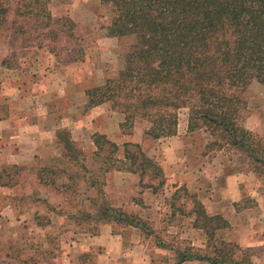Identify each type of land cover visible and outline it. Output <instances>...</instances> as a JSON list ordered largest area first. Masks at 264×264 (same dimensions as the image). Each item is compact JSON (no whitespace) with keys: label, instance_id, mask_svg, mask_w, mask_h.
Masks as SVG:
<instances>
[{"label":"trees","instance_id":"16d2710c","mask_svg":"<svg viewBox=\"0 0 264 264\" xmlns=\"http://www.w3.org/2000/svg\"><path fill=\"white\" fill-rule=\"evenodd\" d=\"M49 1L0 0V28L23 31L22 20L27 19L37 26L40 43L59 42L63 36L74 38V21L66 19L65 27L57 26ZM102 3L111 8L108 34L119 38L132 36L135 40L124 54L123 68L101 85L87 89L85 109L108 102L113 110L124 115L120 123L122 133L131 130L140 118L150 123L145 134L157 140L177 133L178 110L188 108V131L205 128L214 138L212 144L217 150L244 149L250 158V170L264 175V137L240 123L247 86L254 80L264 85V0H102ZM12 17L16 19L9 27ZM26 26L24 33L33 40V29ZM4 109L6 114L0 118L8 116L6 107L0 105V112ZM91 140L94 150L86 154L68 128H59L54 146L61 150L60 155L36 157L33 165L23 168L32 167L36 184L53 190L58 188L56 182L61 175H65L68 181L60 187L65 186L68 191L73 186V199L79 195V179L95 190V195L89 198L94 211L76 204L81 207L79 211L68 213L76 224L86 223L84 233L98 235L101 226L109 224L137 227L149 235L153 231L146 219L115 206L109 199L105 190L107 175L112 171L130 172L140 176L141 186L159 191L166 184L163 167L139 143H124L119 155L120 146L106 134L94 133ZM89 161L97 167H90ZM23 168L16 164L2 167L0 185L17 186ZM70 168L73 172H69ZM146 174L149 180H159L158 183H143ZM181 188L187 190L185 186ZM171 208V217L177 213L190 216L193 227L202 230L207 239L204 247H197L191 242H167L156 236L157 245L175 251V264L188 260L251 264L250 248L224 238L223 231L229 222L222 215H209L198 199L187 213L176 200ZM45 219L38 213L34 218L39 226L45 225ZM179 244L184 247H178Z\"/></svg>","mask_w":264,"mask_h":264},{"label":"rangeland","instance_id":"374dc122","mask_svg":"<svg viewBox=\"0 0 264 264\" xmlns=\"http://www.w3.org/2000/svg\"><path fill=\"white\" fill-rule=\"evenodd\" d=\"M48 3L51 14L58 20L57 26H63L66 19L74 21V38L62 35L59 42L40 43L37 40V26L27 19L22 20L25 22L23 31L0 28V105L7 107L8 116L15 114V126L20 128L30 124V119L40 113L41 117H45L43 120L41 118L40 122L43 121L42 125L46 129V140H55L57 129L49 132L47 129L50 126L68 128L85 153L91 154L94 150L91 136L94 133H102L120 146L119 155L124 143H139L162 167L168 164L170 169L173 167L170 165L171 161L180 159V152L183 151V162L186 164L183 169L192 174L203 173L206 176L203 181L206 188L213 187L215 179L218 178L217 173L223 177L224 169L230 170V167H233L231 171L241 175L242 188L248 192L235 203L236 208H251L245 217V221L251 226L248 229L243 226L236 227V230L225 229L223 236L231 241L238 240L243 244H240L242 247L250 248L248 253L251 254V264H264V175L249 172L250 158L247 152L237 147L214 149V138L205 128L188 131V108L178 110L175 137L180 138L177 139L178 148L174 149L171 139L174 135L157 140L149 138L145 131L150 123L144 119L138 118L131 130L122 133L120 123L124 121V115L113 110L108 102L86 110L87 89L101 85L105 79L115 76L123 68L124 54L135 39L132 36L119 38L108 34L111 8L103 4L102 0H50ZM12 19L9 27L14 24L16 18ZM27 24L29 29H33L30 30L33 40L28 39L24 33L27 31ZM73 57L77 60L71 59ZM38 91L44 95L42 101ZM243 96L241 125L264 137V85L252 81ZM39 102L41 104H38ZM5 114V109L1 110L0 116ZM23 138L24 134H21L19 129L17 133H11L9 138L5 135L0 138V169L13 164L23 168L35 163H14L23 160L19 158L22 153L25 161L32 159V154L35 155V160L60 155L61 150L57 149L53 142L39 150L27 148ZM19 143H25V146L21 147ZM35 150L37 153H33ZM88 164L90 167H97L92 161ZM73 170L70 168L69 172ZM22 171L17 186L0 185V264H97V253L101 248L92 244L97 235L84 233L82 229L86 223L78 225L68 216V213L79 211L81 207L76 204L86 205L88 210L94 211L89 198L95 195V190L79 179V195L73 199V186L68 191L65 186L60 187L68 181L65 175H61L56 182L58 190H53L36 184L31 172L32 167L28 166ZM165 172L164 170V174ZM116 175L110 180L107 178V195L116 194L118 191L121 192L120 195H124L134 183L142 185L140 176L136 174L128 172L127 175ZM148 178L149 175L146 174L143 183L155 184L159 181ZM119 181L121 186H118ZM181 182V186L186 185ZM181 186L178 188L176 203L180 207L183 206L184 212L187 213L197 197ZM166 187L162 186L159 191L164 193ZM110 200L114 202L111 198ZM124 205V209L129 210L128 204ZM36 213L46 217L43 221L45 225H37L34 220ZM136 214L146 219L153 231L149 230V235L142 232L141 236L145 238L155 240L156 236H159L167 242L188 243H193L195 239L198 244H206V234L201 231L197 234V231L193 230L195 228L192 227L190 216L179 213L172 218L171 210H153L147 214L143 210L141 214ZM239 221L244 220L242 218ZM131 230L133 228L111 227L113 234ZM152 243L147 246L149 249L153 248ZM177 246L184 247V244Z\"/></svg>","mask_w":264,"mask_h":264},{"label":"crops","instance_id":"0c3cea01","mask_svg":"<svg viewBox=\"0 0 264 264\" xmlns=\"http://www.w3.org/2000/svg\"><path fill=\"white\" fill-rule=\"evenodd\" d=\"M39 82L40 80H38V84ZM42 95L43 93H40L38 91V96L39 98H41V101L43 100ZM38 104L41 103L39 102ZM11 108L12 106L10 107V109ZM15 118L16 116L14 113L9 114V116L5 118H0V138L3 135L9 138L11 133H17V129H19V132L21 134H24L23 139L28 146L27 148L41 150L45 148L46 145L49 144V142L50 143L53 142L54 145V140L50 139L51 141H49L46 140L45 138L44 131L46 129L42 125L43 121L42 123L40 122L41 118L43 120L45 117L44 116L41 117L40 113H38L35 117H32L30 119L31 126H29L30 124H27L26 126L23 127L20 126V128H17L15 126V123H17V120H15ZM34 122H36V124ZM33 124L36 125L35 128ZM41 125L42 128L40 127ZM55 127L56 126H50L47 130L50 132L52 130L59 129V127L57 128ZM175 136L176 135H174L171 138L172 142L174 143L172 144L174 145L173 149L175 147L178 148L179 141H177V139L180 138ZM25 143L24 144L19 143V146L23 147L25 146ZM33 153H37V150H35ZM28 156L30 157V155ZM180 156H181L180 159L178 160L175 159L171 161L170 165L173 166L171 167V169L169 168L168 164L164 166L165 167L164 170L166 171L165 186H167L164 189V193L161 191H155L150 188L143 189L136 182L134 183L133 186L131 187L129 186V191L127 193H124V195H120L121 194L120 191H118V193L116 194H112V195H110L111 193L108 194L109 199L111 198L112 200H114L113 203L114 204L117 203L116 204L117 207L119 206L123 207L125 206L124 204H128V208L130 211L140 214L143 210H145L146 214L148 211L152 212L153 210H156L157 212L160 210H166L169 212V210L172 209L171 208L172 202L177 199V197L175 199V195H177L176 193L178 192V188L181 186L180 182L181 180H183L181 184H183V182L184 184H186L185 186L187 190L191 194L193 193L197 197V199L203 203L209 215L219 214L228 220L229 226L227 227V229L234 228L236 230V227H242V226L247 227L248 229L251 225H248L247 221H245V217L247 216V214L249 213V209L251 208L237 210L236 208L237 204H235L236 202H239L243 197H245L246 194L248 193L242 188L243 181L241 180L242 179L241 175H239L238 172L231 171L233 167H230L231 168L230 170L224 169L223 173L225 175L221 177L220 173H217L218 178L215 179L214 184L212 185L213 187L206 188L204 187L203 184V181L206 179V176L203 175V173L192 174V172H186L185 169H183V167H186V164L183 162L185 161L183 159L184 158L183 151L180 152ZM19 158H23V160L14 161V163H18V164L27 163V162L30 163L35 161L34 159L35 155L33 154L30 157L32 159L28 161L24 160L25 157L23 156V153L19 154ZM169 170L170 172H168ZM249 172L251 173V170H249ZM121 173L127 175L128 172L112 171L108 173L107 178H109L110 180V178H114V176H117L116 174H121ZM121 177L125 178V176H121ZM121 185L122 184L119 181L118 186ZM160 192L163 193V195L160 194ZM163 196H165V198H163ZM262 204L264 205V203ZM175 217L176 215L172 216V218ZM242 218L244 221L240 222L239 220H241ZM252 224L254 225V223ZM111 227L112 226L109 224H103L101 226V233L95 236L94 238L92 237L93 238L92 244H95L99 246V248H101V251L97 253V257H98L97 264H175V262L177 261V255L173 249L169 247H162L157 245V239L153 240L152 238H145L141 236L142 232L139 228L133 227V230H131L130 232L124 233L123 231H121L116 234H113V232L111 231ZM193 230L197 231V234H200L199 233L200 231L203 232L200 229H193ZM240 231H242V229ZM225 239L231 241V239L230 240L227 238ZM150 242L155 243V244L153 243L151 244L154 245L152 249H149L147 247L150 244ZM197 242L198 241L194 239L192 245L197 247L205 246L204 244H198ZM236 242L239 245L240 244L243 245L238 240H236ZM156 255L157 257H155ZM180 264H210V263L200 260H188Z\"/></svg>","mask_w":264,"mask_h":264}]
</instances>
